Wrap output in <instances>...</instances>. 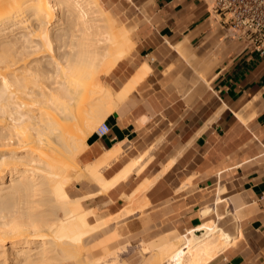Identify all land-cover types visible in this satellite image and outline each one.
Returning <instances> with one entry per match:
<instances>
[{"label": "crops", "instance_id": "crops-1", "mask_svg": "<svg viewBox=\"0 0 264 264\" xmlns=\"http://www.w3.org/2000/svg\"><path fill=\"white\" fill-rule=\"evenodd\" d=\"M212 3L99 0L135 27L131 55L113 69L117 90L146 62L152 69L106 118L109 132L88 136L78 159L85 165L130 141L131 150L108 169L112 177L142 156L107 194L81 180L95 190L78 196L105 202L112 215L133 207L125 214L129 232L154 235L144 251L126 250L120 264H140L171 238L217 220L235 240L206 264H264V56L222 23ZM137 195L143 208L134 207ZM207 206L213 208L204 214Z\"/></svg>", "mask_w": 264, "mask_h": 264}, {"label": "bare ground", "instance_id": "bare-ground-1", "mask_svg": "<svg viewBox=\"0 0 264 264\" xmlns=\"http://www.w3.org/2000/svg\"><path fill=\"white\" fill-rule=\"evenodd\" d=\"M129 32L99 0H0V264L122 262L124 241L106 244L113 222L68 185L87 179L106 193L142 158L108 177L132 148L121 141L92 162L77 161L96 124L152 70L146 62L117 91L102 81L131 51ZM234 240L218 220L205 222L149 249L140 264H206Z\"/></svg>", "mask_w": 264, "mask_h": 264}, {"label": "built area", "instance_id": "built-area-1", "mask_svg": "<svg viewBox=\"0 0 264 264\" xmlns=\"http://www.w3.org/2000/svg\"><path fill=\"white\" fill-rule=\"evenodd\" d=\"M212 11L224 25L235 29V36L264 56V0H213ZM110 130L106 121L96 129L99 136Z\"/></svg>", "mask_w": 264, "mask_h": 264}, {"label": "rangeland", "instance_id": "rangeland-1", "mask_svg": "<svg viewBox=\"0 0 264 264\" xmlns=\"http://www.w3.org/2000/svg\"><path fill=\"white\" fill-rule=\"evenodd\" d=\"M102 1V0H101ZM107 9L109 10V8L107 7ZM116 15L119 16L122 20H120V18H118L117 16H115L117 18V25L118 27H122V25L126 28L129 29V33L131 35V29L130 28H133L135 29L134 25H132L131 21H129L128 18H124L122 16V14H120L119 12H116ZM122 16V17H121ZM134 44V43H133ZM135 45H133V48H134ZM130 53V52H129ZM128 53V55H129ZM127 55V56H128ZM131 55V54H130ZM129 55V56H130ZM128 56V57H129ZM126 58V57H125ZM115 77L114 75V70L112 72H110L108 75L102 77V81L104 79V83L106 84H109L114 90L117 91V86L112 82V79ZM119 90V89H118ZM103 121L101 122H98L94 128V131L100 126V124L102 123ZM87 151V150H86ZM84 151V152H86ZM83 152V153H84ZM79 159V158H78ZM79 162V160H77ZM81 162V161H80ZM79 162V163H80ZM82 163V162H81ZM89 163V162H88ZM87 164V163H86ZM68 189L71 193L72 196H78L84 192H89V191H94L95 190V187H92L90 185H84L81 180H77L76 178H74L71 183L68 185ZM99 193H96L94 194V196L98 195ZM92 196H84V198L82 197V200H83V203H84V206L86 208H91V209H94L96 211V213L98 214V216L106 219L107 221H110V222H113V229L111 231H109L106 236H108V242H106L105 240H107V237L104 239V237H102V239H104V241L106 242V244H110L111 247H113L114 249L116 248L115 246H119L121 245V242L124 241V243L122 245H126L125 246V251L128 250L130 247L132 246H137V247H142L143 248V251H144V246L148 243H151L153 242V238H154V235L153 234H134V233H131L129 232V229L127 227V218L125 214L123 215H119L117 217V215H112L110 210H108L107 207H105V202H102V203H99L95 200L94 198V201L93 202H89L87 201L88 198H91ZM134 199V207H140V208H143L144 204L143 203H138L137 200H138V195L137 196H134L133 197ZM101 208V209H100ZM133 208V207H131ZM128 214V213H127ZM146 230L150 231L151 229L149 228H146ZM120 233V234H119ZM122 236V237H121ZM162 236H157L156 240L157 242H159V239L161 238ZM121 239V241H120ZM172 239V238H171ZM101 241V240H100ZM99 241V242H100ZM102 241V242H104ZM118 242H120L118 244ZM127 243V244H126ZM102 245V244H101ZM101 245H99L98 249H100V247H102ZM112 250V249H111ZM110 250V251H111ZM125 251L123 253H125ZM142 262V261H141ZM140 262V263H141ZM121 263V262H120Z\"/></svg>", "mask_w": 264, "mask_h": 264}]
</instances>
